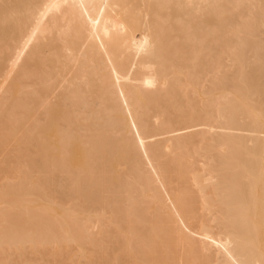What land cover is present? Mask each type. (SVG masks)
<instances>
[{
    "label": "bare ground",
    "instance_id": "6f19581e",
    "mask_svg": "<svg viewBox=\"0 0 264 264\" xmlns=\"http://www.w3.org/2000/svg\"><path fill=\"white\" fill-rule=\"evenodd\" d=\"M0 264H264V0H0Z\"/></svg>",
    "mask_w": 264,
    "mask_h": 264
},
{
    "label": "snow or ice",
    "instance_id": "6c2138e0",
    "mask_svg": "<svg viewBox=\"0 0 264 264\" xmlns=\"http://www.w3.org/2000/svg\"><path fill=\"white\" fill-rule=\"evenodd\" d=\"M147 44V42L145 41V45Z\"/></svg>",
    "mask_w": 264,
    "mask_h": 264
}]
</instances>
